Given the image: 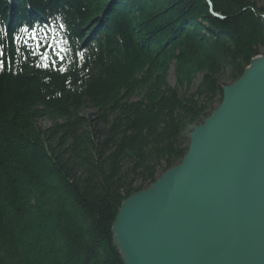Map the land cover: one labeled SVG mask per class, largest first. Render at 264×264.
Wrapping results in <instances>:
<instances>
[{
    "label": "trees",
    "instance_id": "obj_1",
    "mask_svg": "<svg viewBox=\"0 0 264 264\" xmlns=\"http://www.w3.org/2000/svg\"><path fill=\"white\" fill-rule=\"evenodd\" d=\"M41 25L62 62L17 41ZM0 44V264H125L123 201L264 54V0H0Z\"/></svg>",
    "mask_w": 264,
    "mask_h": 264
},
{
    "label": "water",
    "instance_id": "obj_2",
    "mask_svg": "<svg viewBox=\"0 0 264 264\" xmlns=\"http://www.w3.org/2000/svg\"><path fill=\"white\" fill-rule=\"evenodd\" d=\"M189 139L123 201L112 235L125 264H264V54Z\"/></svg>",
    "mask_w": 264,
    "mask_h": 264
},
{
    "label": "rangeland",
    "instance_id": "obj_3",
    "mask_svg": "<svg viewBox=\"0 0 264 264\" xmlns=\"http://www.w3.org/2000/svg\"><path fill=\"white\" fill-rule=\"evenodd\" d=\"M169 81H170L171 85L175 86V84H176V79H175V75H174V71H173V69H172L171 72H170V75H169ZM229 84H231V82L226 81V85H229ZM87 112L91 113V112H93V110L90 109V108H88V109H87ZM49 123H50V122H49L48 120H46V119L40 121V124H41L42 126H46V125H48ZM195 126H196V125L191 126L190 129H189V132H191L192 129H193ZM189 132H188V133H189ZM188 135H190V134H188Z\"/></svg>",
    "mask_w": 264,
    "mask_h": 264
},
{
    "label": "snow or ice",
    "instance_id": "obj_4",
    "mask_svg": "<svg viewBox=\"0 0 264 264\" xmlns=\"http://www.w3.org/2000/svg\"><path fill=\"white\" fill-rule=\"evenodd\" d=\"M4 56V51H3V46L2 44H0V57H3ZM4 65V61L3 59H0V68H2Z\"/></svg>",
    "mask_w": 264,
    "mask_h": 264
}]
</instances>
